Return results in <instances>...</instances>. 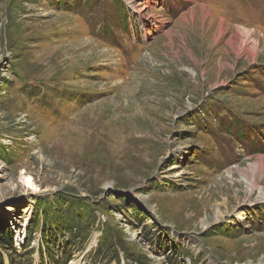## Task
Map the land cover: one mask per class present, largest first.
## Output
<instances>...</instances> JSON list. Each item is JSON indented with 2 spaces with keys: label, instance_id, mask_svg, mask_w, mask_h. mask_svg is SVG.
Wrapping results in <instances>:
<instances>
[{
  "label": "rangeland",
  "instance_id": "obj_1",
  "mask_svg": "<svg viewBox=\"0 0 264 264\" xmlns=\"http://www.w3.org/2000/svg\"><path fill=\"white\" fill-rule=\"evenodd\" d=\"M260 164L264 0H0V264H264Z\"/></svg>",
  "mask_w": 264,
  "mask_h": 264
},
{
  "label": "bare ground",
  "instance_id": "obj_2",
  "mask_svg": "<svg viewBox=\"0 0 264 264\" xmlns=\"http://www.w3.org/2000/svg\"><path fill=\"white\" fill-rule=\"evenodd\" d=\"M129 2H132V0H128ZM249 36H250V32H247L244 40L242 39V37L239 35L238 36V41L235 42V52L236 53H240L241 51L244 50V48L249 44L250 40H249ZM229 44L231 46H234L233 43H231V41L229 42ZM253 44V43H252ZM254 44L252 45V48H254ZM261 165V164H260ZM263 167L262 165L259 166L257 168V170L254 171V175L252 177H249L247 176V179L246 182H247V191H248V194L247 196H250L254 193V191H259V194H258V200L260 201H264V188H258L257 187V183L259 182V180L261 179L262 175H263ZM25 184L27 187L31 188V189H34V186L31 182V179L30 178H26L25 179Z\"/></svg>",
  "mask_w": 264,
  "mask_h": 264
},
{
  "label": "trees",
  "instance_id": "obj_3",
  "mask_svg": "<svg viewBox=\"0 0 264 264\" xmlns=\"http://www.w3.org/2000/svg\"><path fill=\"white\" fill-rule=\"evenodd\" d=\"M1 242L4 243V240H2Z\"/></svg>",
  "mask_w": 264,
  "mask_h": 264
}]
</instances>
